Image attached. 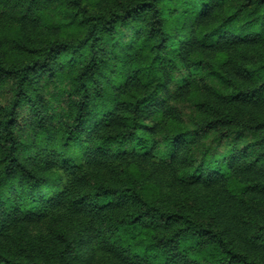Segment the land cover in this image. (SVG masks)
<instances>
[{
  "label": "trees",
  "instance_id": "obj_1",
  "mask_svg": "<svg viewBox=\"0 0 264 264\" xmlns=\"http://www.w3.org/2000/svg\"><path fill=\"white\" fill-rule=\"evenodd\" d=\"M0 264H264V0H0Z\"/></svg>",
  "mask_w": 264,
  "mask_h": 264
}]
</instances>
